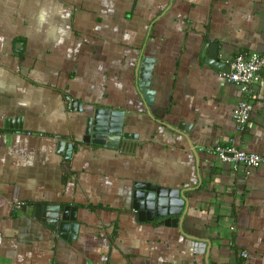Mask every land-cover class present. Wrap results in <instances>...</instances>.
Wrapping results in <instances>:
<instances>
[{
    "label": "crops",
    "instance_id": "crops-1",
    "mask_svg": "<svg viewBox=\"0 0 264 264\" xmlns=\"http://www.w3.org/2000/svg\"><path fill=\"white\" fill-rule=\"evenodd\" d=\"M243 52H264V0H0V264H264V164L210 152L264 156V70L241 128L223 77ZM96 109L135 149L82 142ZM141 185L180 191L177 225L140 218ZM36 206L69 208L65 239Z\"/></svg>",
    "mask_w": 264,
    "mask_h": 264
},
{
    "label": "water",
    "instance_id": "water-1",
    "mask_svg": "<svg viewBox=\"0 0 264 264\" xmlns=\"http://www.w3.org/2000/svg\"><path fill=\"white\" fill-rule=\"evenodd\" d=\"M214 59V63L218 68L222 67V64L215 62V55H211ZM152 60L149 58H143L139 69V89L144 97L145 101L151 103L152 92L150 90V74L152 69ZM226 72L229 71V66L224 67ZM73 108L75 103L72 104ZM123 113L117 110H104L96 109L94 113L87 118L85 124L84 136L82 142L91 143L100 147L107 148H120L122 151L128 149H135L136 144L131 142L135 137L131 136L127 132H123ZM63 142H59V151L63 146L65 154L68 155L69 148L72 149L70 144L65 145V141L68 138L56 137ZM66 147V148H65ZM137 191L134 194L135 202L134 208L139 211L140 218L142 217L141 210H145L150 220L155 218L166 219L164 220L165 225H177V218L181 215L185 199L181 195L179 190L158 188L154 185L137 186ZM69 209V208H68ZM67 208L62 210V217L59 224H57L58 217L61 212V208L57 206H36L34 208V215L36 218L41 216H48L51 220L48 224L45 223L51 230H55L56 225L59 227L60 236L64 239L65 234L68 230L69 224L67 216ZM152 217V218H151ZM174 217V218H173ZM74 220V218H71ZM76 226L72 224L71 231Z\"/></svg>",
    "mask_w": 264,
    "mask_h": 264
},
{
    "label": "built area",
    "instance_id": "built-area-1",
    "mask_svg": "<svg viewBox=\"0 0 264 264\" xmlns=\"http://www.w3.org/2000/svg\"><path fill=\"white\" fill-rule=\"evenodd\" d=\"M223 63L229 66V71L223 73V77L228 83L235 85L239 91L240 99L233 111L232 118L236 126L241 128L248 122L252 111L255 86L259 82L260 72L264 70V52L261 54L239 53L232 58H224ZM210 152L223 163L243 167L246 174L249 173V170L264 164V156L245 152L233 144L217 146ZM13 208L16 211H22L25 206L16 201L13 203ZM242 256L247 258L248 255L243 252Z\"/></svg>",
    "mask_w": 264,
    "mask_h": 264
}]
</instances>
